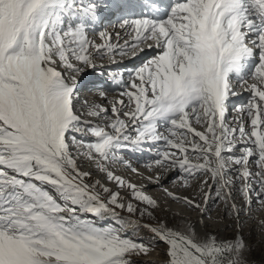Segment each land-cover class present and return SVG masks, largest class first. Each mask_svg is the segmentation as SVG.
<instances>
[{"label": "bare ground", "instance_id": "1", "mask_svg": "<svg viewBox=\"0 0 264 264\" xmlns=\"http://www.w3.org/2000/svg\"><path fill=\"white\" fill-rule=\"evenodd\" d=\"M59 2L62 0H0V121L18 136L8 147L0 143V152L9 155L10 150L21 153L30 150L27 152L30 160L35 159L22 174L0 173V195H11L5 198L10 202L0 200V209L12 204V196L15 204L33 199V188L23 192L24 185L18 182L9 185L14 176L40 180L58 175L68 178L64 167L88 183L93 180L99 187H107L115 193L112 203L122 208L127 204L129 190L119 183L121 178L131 183L132 189L141 196L148 194L155 200L153 213L157 223L153 227L166 229L164 239L189 253L196 264H209L202 248L211 238L207 225L220 236L229 221L215 222L221 218L220 213L206 218L210 200L206 191L201 194L204 206L200 214L193 212L202 174L210 177L205 186L219 182L228 199L240 184L252 192L257 188L255 197H248L244 206L229 201L235 214L251 215L258 203L256 197L263 190L259 187V174L264 175L261 157L264 151V32L254 33L252 27L241 25V37H236L230 26L220 23L208 27L205 37L193 38L191 26L200 24L199 10L204 0H191L175 19L160 23L163 28L151 27L140 18L119 20L113 29L95 27L91 22H80V16L90 17L88 10H84L71 13L74 18L69 23L56 22L55 36L64 39L62 45L74 59L70 67H62L59 60L57 63L54 60L55 50L49 51L46 42L47 29L56 20L54 15L63 14L62 10L57 11ZM250 6L251 13L261 18L264 2L252 1ZM63 9L67 11L66 7ZM250 50L254 51V61L245 71L242 67L228 66L221 59L222 53H230L235 58L242 54L244 59ZM100 56L103 62L98 61ZM82 66L95 67L102 77L80 82L91 81L83 75L77 81L75 71ZM73 94L79 96L77 101ZM74 101L80 105L78 123L103 124L114 135L108 141L112 145L101 144L107 153L100 159L70 158L61 147L58 154L52 140L47 148L15 113V105L23 103L26 109H32L33 127L40 126L48 134L52 124L60 126L71 109L78 112L79 105H74ZM226 116L232 122L224 123ZM154 119L157 120L154 130H140ZM69 125L66 122L59 127L60 134ZM214 130L217 140L213 144ZM153 132L156 136L151 139ZM87 137L85 130L79 131L69 149L80 155L81 138ZM115 142H123L125 146L117 147ZM145 145L151 147L148 152L143 150L148 149ZM113 146L121 151L112 157ZM208 155L212 164L196 159ZM170 179L174 180L169 182ZM45 195L42 192L41 196ZM130 207L135 208L136 204ZM174 214L176 221L170 225L168 219ZM3 217L0 210L2 230ZM243 220L245 217H240L237 223ZM138 221L134 215L131 223ZM45 223L52 225L53 221L48 219ZM6 226L12 229L8 222ZM180 231L185 235L177 233ZM6 233L21 238L34 259L56 260V254L39 241L22 233ZM7 255L3 256L10 261Z\"/></svg>", "mask_w": 264, "mask_h": 264}, {"label": "rangeland", "instance_id": "2", "mask_svg": "<svg viewBox=\"0 0 264 264\" xmlns=\"http://www.w3.org/2000/svg\"><path fill=\"white\" fill-rule=\"evenodd\" d=\"M6 3H8V1ZM55 26L56 22L55 24H51L47 29L46 42L48 50H55L56 56H53L56 63L57 60H59L62 67H70L74 64V59L73 57H69L70 55L68 54L69 52H67V48L62 45L64 44V39H59L55 36ZM46 51L47 49L44 50V53ZM97 59L98 61L100 60V62L104 61L102 57ZM84 66L75 71L77 81L78 79H83V69H87V67L84 68ZM87 71H92L93 73L97 72L96 75L99 74L97 69L93 66L88 67ZM100 77H102V75H100L99 78ZM94 80L95 79L91 81L81 80L80 82H92ZM11 105L14 104L11 103ZM15 106L17 108V111L15 108V113L21 116L24 124L31 127V132L35 134L45 146L47 145V148L49 146V140H52L53 142H51L55 144L57 153L59 152L58 154L61 153L59 149L61 147L65 155L70 158L72 157L75 159L79 158V156H85L89 160L100 159L107 153V148L101 147V144L106 143L112 145L108 143V141L112 139L114 135L113 133H108L107 130L109 129L106 125H82L78 123L77 120L80 116L77 115V113L80 114V105L79 108L76 107L78 112L73 109L70 110L67 119L63 120L60 126L54 122V126L53 124L51 126V132L49 131L48 134L45 133L40 126H35L37 128L33 127V114L30 112L32 109H26L23 103H18ZM232 108L233 106L230 107L233 113ZM232 113H230V115ZM177 116L178 115L175 117ZM228 118L229 116H226L224 123L227 122V120L228 122H232V118H229L230 120ZM66 122H70V125L60 134L58 129ZM148 123L140 130H154L157 120H150ZM235 127H237V124L234 126V130ZM84 130L87 132L88 137L81 138L83 149L80 155H75V151L69 149V146H71L72 143H74V139L79 136V131ZM215 131L216 130H214L215 135H213V144L217 140V131ZM155 136L156 133L153 132L151 139L155 138ZM14 140H18V136L5 123L2 124L0 121V143L8 147L14 143ZM115 146L123 147L125 144H123V142H115ZM115 146L111 149L113 153L112 157L121 151V148L117 150ZM145 146L148 149L143 150L148 152L151 147L150 145ZM18 147L19 146H15L14 148ZM11 151L13 150H10V152ZM147 152H145V154L151 155ZM221 153L222 152L219 154ZM261 157L264 159V151L261 152ZM196 159H198V161L213 163L209 155L204 159ZM34 160L35 159L28 162L10 163L7 164V166L2 165L7 173L4 176L29 169ZM240 163H243V161H240ZM64 168L67 171L68 178L59 175L58 177L56 176L57 178L51 177L49 180H46V177H41V180L27 177L26 183L31 186H26L24 182L19 185L33 188L34 193L31 196V198L33 197L32 201H27L25 202L26 204L24 203L21 204V206L13 207L12 204H15L16 200L12 196V204L0 209L5 219L4 228L3 230L0 229V257L5 260L6 263L4 264H150V262H157V264H196V261L189 253L183 251L179 246H174L169 240L164 239L165 228L160 229L153 227V224L157 223V217L153 213L155 200L151 196L148 194L141 196L139 192L132 189L131 183L124 182L119 178V183L125 190H129V196L126 201L127 204L119 208L112 203L115 193L109 192L107 187H99L93 180H90V183H88L82 180L79 174L68 170L67 167ZM239 171L242 172V168H240ZM176 174H173V176L176 177ZM205 174L206 177L202 174V179L198 180L201 188L198 190L199 194L196 197L197 206L192 208L193 212L195 214L199 212L198 214H200L204 206L201 194L203 191H206L208 192V197H210L206 218L209 219L214 213H220L221 218H216L215 222L220 223L223 220L229 221L225 233H222L223 235L221 234L220 236L218 235L219 233L217 234V232L209 230L210 226L207 225V233L209 234L208 236L211 237L210 242L201 246L208 258V263L264 264V175L262 173L259 174L261 179V183H259L261 186L259 187L263 190L262 193L256 197L258 203L252 208V214L246 216L244 212L233 213L229 201L235 205L244 206L248 197H255L253 195L257 192V188L252 192L240 184L236 187L235 191L232 192L231 198L228 199L225 189L222 188L219 182L211 186H205V181L210 179L207 173ZM237 176L240 178L241 173H238ZM172 180L174 179H170L169 182ZM50 181L57 184H49ZM78 184H80V186ZM9 185H12V182ZM26 189L23 187L22 191L25 192ZM38 190H40V195H38ZM42 192H45L47 196L45 195L46 197L42 198L41 202L38 203V199L42 197ZM35 194L37 195L36 197H34ZM7 197L5 196L3 199L5 200ZM9 197L11 198V195H9ZM134 203L136 207L131 208L130 205H134ZM9 204L10 203L7 205ZM96 209L97 211H101L103 216L107 217L108 221H101L103 216L97 219L94 214ZM134 215H136V218L138 217L139 221L137 224L133 225L131 221ZM175 216L176 214L168 219L170 225L176 221ZM258 216L261 217L258 218ZM240 217H245V220H243V223H239L241 224L239 226L237 220H239ZM48 219L53 221L52 225L45 223ZM116 219L126 224L125 227L117 225L116 222L113 221ZM7 222L12 226V229H7ZM146 222L148 224H146ZM5 228L7 230H5ZM7 231L17 234L22 233L23 235L39 241L49 251L56 254V260L54 262L35 260L32 258L26 244L23 243L24 241L21 238L11 237L6 233ZM177 233L185 235L183 231ZM12 239H15V241H12ZM13 254L16 255V258H13ZM3 255L10 256V258L13 259L9 261L8 258H5Z\"/></svg>", "mask_w": 264, "mask_h": 264}]
</instances>
